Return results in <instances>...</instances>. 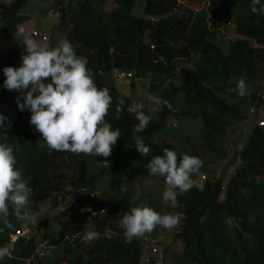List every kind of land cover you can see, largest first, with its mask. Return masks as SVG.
<instances>
[{"label":"trees","instance_id":"obj_1","mask_svg":"<svg viewBox=\"0 0 264 264\" xmlns=\"http://www.w3.org/2000/svg\"><path fill=\"white\" fill-rule=\"evenodd\" d=\"M26 1L0 0V40L6 44L0 47V103L6 104L0 114L7 117L6 127H0V144L13 147L15 167L32 189L27 207L36 212L35 204L48 198V210L57 207L59 215L57 229L38 232L30 227L28 236L18 237L0 264H41L40 242L57 247L62 255L70 254L66 264H152L148 252L151 246L158 247L153 241L159 237L157 226L151 237L145 234L153 242L144 245L138 237L127 242L119 222L137 202L129 171L149 174L147 163L162 155L164 148L178 156L186 153L203 159L206 152L218 159L216 172L200 169L207 176H195L194 181L203 183L202 190L193 186L179 194L177 189L174 209L181 219L161 234L168 233L171 242L179 240L182 255L192 264H264V100L260 97L264 15L251 12V0H205L199 8H194L199 0H190V6L179 0H49V9L57 12L59 20L54 33L71 43L96 85L108 88L112 97L105 120L112 130L119 129L121 137L109 157L98 156V165L92 155L50 150L31 125V112L21 111L4 87L3 68L15 67L19 59L16 67L22 63L23 44L14 34L16 25L24 26L30 19L24 11ZM110 1L114 6L104 7ZM226 21L233 23L232 36L217 39L221 26L230 28ZM32 29L26 30L31 34ZM114 70L129 73L132 88L133 78L147 79L148 95L167 100L171 108L163 106L156 113L146 108L151 121L143 132L135 133L138 121L127 108L139 100L124 97V110L117 117L121 99L112 81ZM240 78L247 86L243 97L235 91ZM134 135L150 148L147 156L136 150ZM104 159L110 163L107 168ZM102 173L116 176L117 181L125 175L124 190L113 194L101 190L96 195V180ZM54 196H58L55 204ZM85 206L104 212L92 216L81 212ZM150 207L156 210L161 204L151 202ZM6 219L12 227L0 217V248L9 247L7 235L22 221L14 214ZM86 231L99 236L85 243ZM170 247L166 243L160 252L165 256Z\"/></svg>","mask_w":264,"mask_h":264},{"label":"clouds","instance_id":"obj_2","mask_svg":"<svg viewBox=\"0 0 264 264\" xmlns=\"http://www.w3.org/2000/svg\"><path fill=\"white\" fill-rule=\"evenodd\" d=\"M251 12L264 15V3L261 0H251ZM53 17L56 18L57 15ZM14 37L19 38L23 44L22 63L18 67L3 68L6 77L4 87L20 93L16 98L19 109L31 112L30 123L42 135L48 148L58 152L109 157L112 146L121 137L119 129L112 130V125L105 120L112 101L109 89L96 85L86 62L75 54L67 40L62 41L56 48H50L47 44L33 39L22 24L16 25ZM235 91L241 97L247 94L243 78L237 82ZM147 101L148 105L144 101H134L127 108L138 121L133 129L135 133L143 132L151 121V116L145 112L146 108L149 113H156L163 106L171 108L167 100L153 94L147 96ZM124 103L123 99L119 100L116 107L117 117L123 112ZM6 119L7 117L0 114V127H6ZM133 140L138 153L147 156L150 148L143 138L134 135ZM16 163L13 147L0 144V217L5 218L4 222L9 228L12 227L6 219L9 215L14 214L18 219L29 216L26 208L32 193L27 181L23 179L22 170L15 167ZM103 163L108 166L107 159ZM202 165L203 161L197 156L186 153L178 156L176 151L164 148L163 154L153 156L146 168L149 174L164 177L166 187L162 194L163 201L176 208L177 189L179 194L189 191L193 186L203 189V183H197L192 178L199 173ZM9 204L12 205L11 213ZM84 211L91 212L92 216L97 215L90 206L81 209V212ZM180 219V213L161 214L141 204L131 207L119 223L125 230L126 241L131 242L134 237L149 233L156 226L175 227ZM22 223L30 225L28 222ZM98 236L96 231H86L82 239L88 243ZM143 238L145 240L144 236ZM9 251L8 247L0 248V259L8 255ZM154 255L155 258L150 259L152 264L156 260L157 264L164 263L158 250Z\"/></svg>","mask_w":264,"mask_h":264},{"label":"rangeland","instance_id":"obj_3","mask_svg":"<svg viewBox=\"0 0 264 264\" xmlns=\"http://www.w3.org/2000/svg\"><path fill=\"white\" fill-rule=\"evenodd\" d=\"M2 1H8V0H2ZM180 2H183L186 6H190V0H179ZM205 0H199L194 5V8H199ZM50 2L49 0H27L25 4V13L29 15V20L25 22L24 27L26 29H29L31 27L34 28V25L38 27V29L44 33L47 38L44 39V43L47 44L50 48H56L60 45V43L63 41V36L58 35L54 33V25L58 24V18H54L52 16L51 9H49ZM114 6V2L110 1L104 4V7H111ZM138 10H135L137 12ZM226 26H229L230 28L225 29L223 26L219 28V33L217 34V39H228L232 36V26L233 23L230 21V23H225ZM49 40V43H47ZM6 44L0 40V47ZM222 49L224 47L222 46ZM20 60H17L15 63V67L20 63ZM112 81L114 83V87L116 90V95L118 98L123 99L124 97H130L132 100H142L147 105L149 102L147 101V90L144 86L145 83H147V79H137L133 78L134 87L129 86L130 77H127V75L122 74L121 72H118L117 70L112 71L111 73ZM251 89V88H250ZM11 97L14 99L13 101H16L17 95H15L14 91H9ZM259 107V106H258ZM6 108V104L0 103V112H4ZM251 116L247 115V120H249ZM261 120V119H260ZM259 120V121H260ZM205 158L201 159L203 161V165L200 169H212L217 170V159L215 156L211 154H207L205 152L204 155ZM100 157H93V159L97 161V165L100 164ZM102 159V158H101ZM105 160V159H104ZM108 161V166H109ZM106 166V165H105ZM106 166V168L108 167ZM120 172H125L123 169H120ZM216 172V171H215ZM130 175H133L132 177V184L134 187H131V190L134 192V197L137 196L135 203L137 205H146L151 206V202L153 203H160L161 208L157 207L155 211L161 213V214H167V213H178L173 207H171L170 204H165L163 201V191L165 185V180H162L163 177L161 176H153L151 174H147L146 172H130ZM201 174H204L205 177L207 174L203 171L199 170L198 174L194 175L193 180H195V176H199L201 178ZM124 180L120 178L117 181V177L113 176H107L106 173H102L99 178L96 180V195H99L100 191H104L106 193H120L122 190H124L121 185L124 183L126 177L123 176ZM115 178L116 180H113ZM138 181H141V186L143 188H139ZM120 190V191H117ZM91 200L92 196L90 197ZM95 198V197H94ZM48 198H45L43 202H37L35 204V208H37L36 212H32V209L27 207L26 210L29 212V216L22 219L19 223L22 222H28L30 227H33V230H37L38 232L47 231L52 232L55 229H57L58 224V215H59V208H55L48 210V205L50 202H48ZM55 200H58V196H54L53 201L54 204L56 203ZM62 204H65V201H62ZM152 208V207H151ZM3 218V217H1ZM44 219V222H39L40 220ZM46 219V221H45ZM158 229H156V233L159 235V237L155 238L154 244L157 245V249L159 251L160 257L163 259L162 261L165 264H192L189 261H187L184 256L181 253V243L179 240H175L171 242V237L168 233L161 234V231L165 229H171V228H164L163 226H157ZM32 231V234L33 232ZM36 233V232H35ZM152 232L147 233L149 237H151ZM40 233H36V235H39ZM146 234V233H145ZM144 235L145 241L142 239V236H137L141 239V242L144 245L151 244L153 241L147 237V235ZM167 245L170 247L166 255L164 256L163 253L160 252V248L162 249L163 245ZM37 254L40 256L42 262L41 264H66L67 260L71 257L70 254L62 255L59 253L56 248L53 246L45 243L40 242L37 244ZM157 249L155 254H157ZM151 258H155L154 254L150 255ZM141 264H144L143 262Z\"/></svg>","mask_w":264,"mask_h":264},{"label":"built area","instance_id":"obj_4","mask_svg":"<svg viewBox=\"0 0 264 264\" xmlns=\"http://www.w3.org/2000/svg\"><path fill=\"white\" fill-rule=\"evenodd\" d=\"M56 15H57V12H54V13H53V16H56ZM226 23H228V22H226ZM31 34H32L33 36H38V37H40L42 41L46 38L45 35L41 34V33H40L38 30H36V29H32ZM126 75L128 76L129 73H126ZM261 97L264 98V95L262 94ZM262 123H263V119H261L260 121H258V124H262ZM201 177L203 178L204 176L201 175ZM101 210H103V211H101ZM93 211H95V212L97 213V215H98V214H100V213H103V212H104V209H100V210H98V211L93 210ZM91 215H92V213H91ZM28 234H29V226H28L26 223H22L19 227H17V228L14 229L11 233H9V235H8V242H7L8 246H9L8 248H11L12 243L14 242V240H15L17 237H27ZM155 252H156L155 247H152V246H151V247H150V250H149V254L151 255V254H154ZM150 259H152V258L150 257ZM144 260H145L146 262H148V261H149V258H148L147 256H145V257H144ZM157 263H158L157 260L154 261V264H157Z\"/></svg>","mask_w":264,"mask_h":264}]
</instances>
